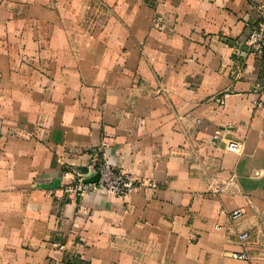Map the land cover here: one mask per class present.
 I'll list each match as a JSON object with an SVG mask.
<instances>
[{
	"label": "crops",
	"instance_id": "obj_1",
	"mask_svg": "<svg viewBox=\"0 0 264 264\" xmlns=\"http://www.w3.org/2000/svg\"><path fill=\"white\" fill-rule=\"evenodd\" d=\"M258 4L0 0V264H264ZM94 150L145 185L65 194Z\"/></svg>",
	"mask_w": 264,
	"mask_h": 264
},
{
	"label": "built area",
	"instance_id": "obj_2",
	"mask_svg": "<svg viewBox=\"0 0 264 264\" xmlns=\"http://www.w3.org/2000/svg\"><path fill=\"white\" fill-rule=\"evenodd\" d=\"M257 12V18L244 39V45L247 47L249 53L257 55L262 60L264 71V4L257 5ZM228 146L231 149L238 150L240 148L239 144L233 140L228 143ZM97 152V150L92 151V158L87 171L76 174L72 181L64 187L65 194L82 196L89 187L102 186L117 195H125L134 187L145 185L141 180L133 178L130 174L109 163L104 156H100ZM94 174H98L96 181H85L86 178ZM242 214V210H233L230 212V219L234 221ZM216 227L220 228L219 225H216ZM248 238V232L243 231L238 233L240 248L231 252L232 257L242 260H249L251 258V247Z\"/></svg>",
	"mask_w": 264,
	"mask_h": 264
},
{
	"label": "water",
	"instance_id": "obj_3",
	"mask_svg": "<svg viewBox=\"0 0 264 264\" xmlns=\"http://www.w3.org/2000/svg\"><path fill=\"white\" fill-rule=\"evenodd\" d=\"M98 179V174H94L85 179L86 182L96 181Z\"/></svg>",
	"mask_w": 264,
	"mask_h": 264
}]
</instances>
